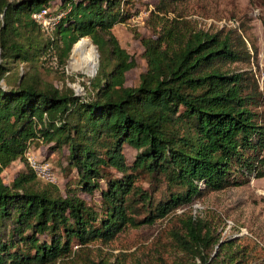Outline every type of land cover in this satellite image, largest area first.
<instances>
[{
  "label": "trees",
  "instance_id": "obj_1",
  "mask_svg": "<svg viewBox=\"0 0 264 264\" xmlns=\"http://www.w3.org/2000/svg\"><path fill=\"white\" fill-rule=\"evenodd\" d=\"M189 1L156 0L151 35L138 37L146 70L128 87L136 63L112 30L131 17V0H0V82L7 86L0 85V264L75 263L92 243L107 244L210 193L264 177L262 95L251 72L226 69L250 62V53L234 30L210 34L179 15L160 17ZM43 9L64 14L49 42L33 19ZM84 38L99 53L84 96L26 70L46 53L51 60L54 50L63 63ZM22 63L11 84L8 75ZM33 140L67 149L76 181L65 195L39 188L29 169L4 184L2 172ZM125 146L137 152L131 164ZM94 192L99 204L79 196ZM181 225L176 239L184 249L201 264H219L204 258L214 241L206 222L190 216ZM82 264L102 263L86 257Z\"/></svg>",
  "mask_w": 264,
  "mask_h": 264
},
{
  "label": "rangeland",
  "instance_id": "obj_2",
  "mask_svg": "<svg viewBox=\"0 0 264 264\" xmlns=\"http://www.w3.org/2000/svg\"><path fill=\"white\" fill-rule=\"evenodd\" d=\"M156 4V0H131L129 5L131 17L125 24L113 27V34L121 48L132 56L136 63V67L126 74L125 85L128 87L136 86L139 75L146 70L143 47L138 37L151 35L150 28L154 23L150 13ZM58 6L59 1H56L50 5V9L56 11ZM178 15L194 30L210 34L220 32L222 35L236 31L243 39L251 59L250 62L228 65L226 69L251 72L254 75L262 95L261 105L257 110L263 112L264 0H254L253 3L250 0H191L177 5L175 12L160 17L173 19L179 18ZM52 32L42 35L44 41H50ZM80 45L85 50L97 54L98 66L97 48L90 38H84L73 46L63 63L59 62V54L54 50L55 57H52V61L43 59L46 53L34 62L31 69L26 70L41 82L58 89L68 88L76 95L84 96L85 86L89 85L88 81L95 76L96 71L89 74L74 64L73 50ZM16 66L19 67L8 75L11 84L17 74L22 75L25 68L24 63ZM0 85L2 88L7 87L4 81H1ZM123 153L126 162L131 164L137 152L125 146ZM27 154L30 156L32 154L39 162L48 163L56 177L55 184H47L36 178L39 188L55 186L63 195L74 188L76 173L67 166V149L63 147L60 150H53L40 140H33L23 158L12 162L2 172L4 184L10 185L19 174L30 170ZM111 175L116 176L117 173L111 171ZM140 184L144 190L152 191L146 181ZM101 186L104 188L103 183ZM79 196L89 204L100 203L98 192H94L93 195L80 193ZM190 216L205 221L214 237L211 247L205 253V259H214L219 264H264V177L259 179L252 177L240 186L210 193L189 205L175 209L152 225L128 228L107 244L92 243L81 252L83 259L78 257L75 263L67 259L61 264H82L86 257L102 264H201V260L188 253L176 239V234L182 232L181 221Z\"/></svg>",
  "mask_w": 264,
  "mask_h": 264
},
{
  "label": "built area",
  "instance_id": "obj_3",
  "mask_svg": "<svg viewBox=\"0 0 264 264\" xmlns=\"http://www.w3.org/2000/svg\"><path fill=\"white\" fill-rule=\"evenodd\" d=\"M64 14H51L48 9H43L33 15L34 21L40 27L41 31L49 34L56 28V25ZM28 155V164L30 170L34 173L35 177L39 180L44 181L47 184H55L56 177L51 171L48 163L39 162L32 154Z\"/></svg>",
  "mask_w": 264,
  "mask_h": 264
},
{
  "label": "bare ground",
  "instance_id": "obj_4",
  "mask_svg": "<svg viewBox=\"0 0 264 264\" xmlns=\"http://www.w3.org/2000/svg\"><path fill=\"white\" fill-rule=\"evenodd\" d=\"M73 62L78 67L84 69L87 73L92 74L97 70V54L80 45L73 50Z\"/></svg>",
  "mask_w": 264,
  "mask_h": 264
}]
</instances>
